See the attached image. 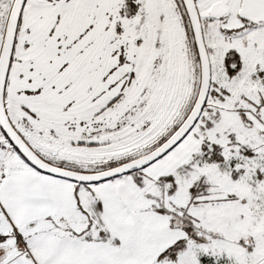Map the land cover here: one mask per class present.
I'll use <instances>...</instances> for the list:
<instances>
[{"label":"snow or ice","instance_id":"6c2138e0","mask_svg":"<svg viewBox=\"0 0 264 264\" xmlns=\"http://www.w3.org/2000/svg\"><path fill=\"white\" fill-rule=\"evenodd\" d=\"M0 264H264V0H0Z\"/></svg>","mask_w":264,"mask_h":264}]
</instances>
